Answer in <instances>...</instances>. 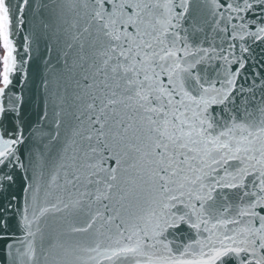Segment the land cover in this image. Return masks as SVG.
<instances>
[{"label": "snow or ice", "instance_id": "6c2138e0", "mask_svg": "<svg viewBox=\"0 0 264 264\" xmlns=\"http://www.w3.org/2000/svg\"><path fill=\"white\" fill-rule=\"evenodd\" d=\"M0 264H264V0H0Z\"/></svg>", "mask_w": 264, "mask_h": 264}]
</instances>
